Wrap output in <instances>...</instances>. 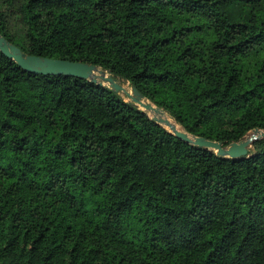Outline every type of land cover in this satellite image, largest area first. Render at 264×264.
<instances>
[{"label":"trees","instance_id":"obj_1","mask_svg":"<svg viewBox=\"0 0 264 264\" xmlns=\"http://www.w3.org/2000/svg\"><path fill=\"white\" fill-rule=\"evenodd\" d=\"M0 34L189 134L264 130V0H0ZM122 94L0 52V264H264V138L221 157Z\"/></svg>","mask_w":264,"mask_h":264},{"label":"water","instance_id":"obj_2","mask_svg":"<svg viewBox=\"0 0 264 264\" xmlns=\"http://www.w3.org/2000/svg\"><path fill=\"white\" fill-rule=\"evenodd\" d=\"M0 52L9 59L13 60L20 68L30 73L74 76L89 80L93 83L107 86L118 93H122L124 89L119 80H116L111 74L95 64L27 54L18 46L6 39L2 34H0ZM97 68H99L98 75L94 74V70ZM104 82H108V84H104ZM131 91L132 94L130 95V100L132 104L136 105L138 108H141L145 113H147L148 110L153 109L155 111L165 112L162 108L156 106L150 100L145 98L134 86H131ZM143 99L146 102H143ZM149 117L160 125H167L169 127L168 131L182 141L188 144L213 150L216 155L221 157H248L250 156L249 150L253 146V143L264 138V130L254 128L252 130L260 131L259 134L252 137H247V134H245L240 141H234L228 145H223L219 141L207 139L203 136L189 134L182 127H180V129H176L168 122V120L154 116Z\"/></svg>","mask_w":264,"mask_h":264},{"label":"bare ground","instance_id":"obj_3","mask_svg":"<svg viewBox=\"0 0 264 264\" xmlns=\"http://www.w3.org/2000/svg\"><path fill=\"white\" fill-rule=\"evenodd\" d=\"M99 68H97L96 70H94V74L98 75L99 74V71H98ZM116 80H119V82L123 85V95L130 99V95L132 94V91H131V86L129 83L123 81L122 79H116ZM104 84H108V82H104ZM143 102H146L144 99H143ZM141 107V106H140ZM147 114L149 116H154V117H157V118H161V119H165V120H168V122L173 125L176 129H180V126L175 122V120L166 112H163V111H155L154 109L153 110H148L147 111ZM164 126L169 129V127L167 125L164 124ZM260 131H254V130H251V132L249 131L247 133V137H252V136H255L257 134H259Z\"/></svg>","mask_w":264,"mask_h":264},{"label":"rangeland","instance_id":"obj_4","mask_svg":"<svg viewBox=\"0 0 264 264\" xmlns=\"http://www.w3.org/2000/svg\"><path fill=\"white\" fill-rule=\"evenodd\" d=\"M128 83V82H127ZM123 95V94H122ZM179 125V124H178ZM180 126V125H179ZM181 127V126H180ZM251 132V131H250ZM254 150V148H253V146L250 148V151H253Z\"/></svg>","mask_w":264,"mask_h":264}]
</instances>
